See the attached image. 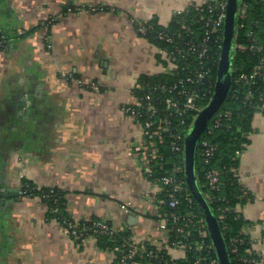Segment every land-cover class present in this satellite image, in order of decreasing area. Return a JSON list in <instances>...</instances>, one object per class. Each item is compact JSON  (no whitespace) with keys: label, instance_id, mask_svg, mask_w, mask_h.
<instances>
[{"label":"crops","instance_id":"1","mask_svg":"<svg viewBox=\"0 0 264 264\" xmlns=\"http://www.w3.org/2000/svg\"><path fill=\"white\" fill-rule=\"evenodd\" d=\"M201 1L0 0V264H117L116 249L93 234L77 241L49 218L39 196L23 193L26 180L61 190L76 222L106 221L133 245L183 256L162 227L142 126L122 108L142 76L166 70L138 25H166ZM247 137L236 174L251 198L237 210L264 264V101Z\"/></svg>","mask_w":264,"mask_h":264},{"label":"trees","instance_id":"2","mask_svg":"<svg viewBox=\"0 0 264 264\" xmlns=\"http://www.w3.org/2000/svg\"><path fill=\"white\" fill-rule=\"evenodd\" d=\"M242 1L247 4L246 17L242 19L237 17L231 91L221 107L210 119L207 129L199 139L196 149L195 170L198 186L220 225L231 264H257L258 257L254 253L249 252L251 244L243 233L246 220L237 210V206L249 200L251 195L242 185L236 174V169L239 165L238 153H241L248 141L247 136L251 131L254 114L264 101V0ZM214 14L215 12L210 10L208 4L199 3L189 6L180 14H174L166 25L160 24L159 20L154 17L141 23L147 29L145 33L138 30L141 36L168 51L176 50V48H187L188 42H193L197 45L204 43L208 47L206 56L202 59H198L196 55L189 56L188 58L176 55L171 57L170 60L171 63L178 65L177 70L142 76L139 79V82L145 83V86L152 88L159 85H164L165 88H170L174 85L178 86L173 92L156 89L152 93L155 106L159 110L153 118L168 117L171 121V131L163 133V141L158 144L162 158H157L150 162L152 174L148 175L154 180L171 171L174 166H179L182 168L180 176L183 178L186 189L187 184L183 170L184 140L197 115V110L188 109L183 115L177 116L171 114V110L166 108L165 101L170 96H176L182 102L185 101L186 94L178 93L182 89L198 93V97L194 98L193 101V105L198 108H203L210 102L213 88L209 86L210 84L214 85L216 81L222 44V41L217 39L219 33H213L208 40H205L208 30L206 20L210 16L214 17ZM183 25L189 26V30L183 28ZM159 32H164L172 37L173 41L167 42L159 39L157 36ZM2 36L4 35H0V40ZM4 39L6 41V37ZM6 45L7 41L0 49H4ZM200 61H203V66L199 64ZM165 66L167 68L169 65L165 64ZM255 70H258L259 74L253 80L239 79L241 74L249 75ZM200 72L205 73V76L198 80L196 79V75ZM188 77L192 78L194 82L187 81ZM181 80L183 81V87L179 83ZM147 117L148 115H146L144 110V115L140 120H145ZM172 134H176L179 137H173ZM203 140L216 146L208 161L202 155L204 146L201 143ZM174 147H180V149L175 150ZM156 162H158L157 165ZM160 164L163 165L161 169L158 166ZM211 169H216L220 173V185L215 188H212L210 181L207 179V172ZM187 192L190 193L189 189H187ZM187 192L183 191L177 194L179 202L176 207L171 208L167 203L162 204L161 207L162 216L167 220L168 227L172 229L169 233L170 247H173L172 245L175 241L181 238V234L176 231V228L184 224H187L185 226L187 239L194 245L191 249L185 250L183 256L176 259V262L177 264H192L197 257L207 260L217 259L214 248L208 249L207 246H204L198 250L195 246V243L200 241L201 238L198 236L199 226H193L192 222L203 217L194 198L192 195L188 197ZM23 193L39 196L48 206L49 218L55 219L58 222H62L63 220L72 221L77 223L79 228L86 227L88 231H86L85 236L89 234L95 235L97 243L101 248L116 249L117 264L121 256L118 249L126 250L133 245L131 235L126 230H119L111 235L94 232L90 229L92 221L76 222L71 219L66 211L63 192L58 188L38 187L26 180L23 182ZM162 197H165L164 192L162 193ZM189 198L192 199L191 202ZM190 211H195L196 216L188 218L187 213ZM172 213L179 215V218L174 220L171 217ZM103 222L110 225L106 221ZM234 238H239L241 241L233 244L232 239ZM204 240L206 244L212 245L209 234ZM234 247L237 249L236 252L232 251ZM149 252L151 253L150 255L148 254ZM171 257L172 255L168 249L158 250L152 245H146L145 250L139 248L130 260V264L137 261L150 264H166L171 261ZM253 259L256 261L251 262Z\"/></svg>","mask_w":264,"mask_h":264},{"label":"built area","instance_id":"3","mask_svg":"<svg viewBox=\"0 0 264 264\" xmlns=\"http://www.w3.org/2000/svg\"><path fill=\"white\" fill-rule=\"evenodd\" d=\"M227 2L228 0H202L200 4H208L210 7L211 11H214V17L210 16L206 20V26L208 27L207 30V35L205 37V40H208L213 33H219V36L217 39H220L222 41L223 39V27H224V22L226 19V12H227ZM97 7H94L96 9ZM188 8V7H187ZM187 8H184L182 10L177 11L175 14H180L184 12ZM246 8L247 4L240 0L239 6H238V12H237V17L238 18H244L246 17ZM183 28H186L189 30V26L183 25ZM138 30L140 32H146V27L143 26L142 24L139 25ZM221 34V35H220ZM158 38L161 40H165L167 42H172L173 38L165 34L164 32H159L158 33ZM180 36V35H179ZM5 37L2 36L0 40V47H3V44H5ZM187 48H176V50L173 51H168L164 48H161L167 55V57L171 58L176 55H181L183 58H188L189 56L196 55L198 59H202L203 57L206 56V53L208 51V47L206 44L202 43L200 45H197L195 43H187ZM222 45V44H221ZM199 64L203 66V61H200ZM178 65L171 63L167 68L166 72H173L177 70ZM259 74L258 70H255L251 74H241L239 79L242 80H253L257 75ZM205 73L200 72L196 75V79L200 80L204 78ZM187 81L194 82V80L190 77L187 78ZM181 84V87L184 85L182 84L183 81H179ZM177 85H174L170 88H165L164 85H159L154 88L150 86H145V83L143 84L142 82L137 81L134 88H133V95H134V101L131 104H126L123 106L122 110L126 112L128 115L137 118L142 126L143 130V135H144V142L143 146L139 150V154L142 155L144 162L146 163L148 174H152V168L150 165V162L152 160H156L157 158H162V155L159 151L158 144L163 141V133L164 132H170V124L171 121L169 120L168 117L164 118H153L155 114L159 112L158 108L155 106L154 102V97L152 96V93L156 89H164L168 90L169 92H173L175 89H177ZM211 88H213L214 92V87L215 83L210 84ZM143 92V94L141 93ZM178 93L180 94H186V100L181 101L179 97L176 96H170L166 99V108L168 110H171V114H175L177 116L183 115L186 110L188 109H193L197 110L198 112L202 108H198L193 105L194 98L198 97V93L195 91H190V90H180ZM144 110L146 115H148L147 119L145 120H140L141 117L144 115ZM173 137L178 138L179 136L176 134H172ZM204 146V150L202 152V155L205 157L206 161H208L209 156H211L216 149V146L212 145L208 141L203 140L201 143ZM175 150H179L180 147H174ZM240 155V153H238ZM158 162H156V165ZM159 168H163V165L160 164L158 165ZM184 170V169H183ZM182 172V168L179 166H174L171 171L166 172L164 175L157 177L154 179L155 183L158 184L164 192V196L160 200H158L159 204H165L167 203L169 207L174 208L178 204V199H177V194L185 191L187 192V189L184 185L183 178L180 176V173ZM219 171L216 169H211L207 172V179L210 181V184L212 188L218 187L220 185V180H219ZM23 191V190H22ZM191 193L187 192V196L189 197ZM167 198V199H166ZM192 199L189 198V201L191 202ZM193 210V209H192ZM159 216L163 218L162 213H159ZM188 218H192L195 215V211H190L187 213ZM171 217L176 220L179 218V215L172 213ZM162 227L163 229L170 233L172 230L171 228L168 227V223L166 219H163ZM193 226H199L198 227V236L201 238L200 241H197L195 243V246L197 247L198 250L203 248L204 246H207L208 249L213 248L212 245L206 244L205 242V237L208 235L207 227L204 222L203 218H198L195 222H192ZM61 226L63 229L75 240L80 241L84 238L86 231H88V228L83 227L79 228L78 224L72 221H67L63 220L61 222ZM185 226L187 224H184L178 228H176V231L179 232L181 235L177 241L172 245L174 249H178L182 252H184L187 249H191L194 245H192L191 242L188 241L187 239V232L185 230ZM94 232H102L106 234H114L115 232L119 231L118 229L113 228L111 225L106 224L103 221H92V227L90 228ZM89 229V230H90ZM233 244L241 241L239 238H234L232 239ZM139 248L146 249V245L144 244L143 246H137V245H132L130 248L125 249H118L119 252L121 253V256L119 258L118 264H130V260L133 258V256L136 254V252L139 250ZM236 247L232 249L233 252H236ZM250 253H253L251 250H249ZM149 255L151 254L150 252L148 253ZM176 259H178L175 256L171 257V261L167 262L166 264H177ZM256 260L253 259L251 262H255ZM192 264H219L218 260L211 259L207 260L202 257H197L195 261Z\"/></svg>","mask_w":264,"mask_h":264},{"label":"water","instance_id":"4","mask_svg":"<svg viewBox=\"0 0 264 264\" xmlns=\"http://www.w3.org/2000/svg\"><path fill=\"white\" fill-rule=\"evenodd\" d=\"M239 2L240 0H228L227 2L214 92L210 102L194 118L192 126L188 130L184 140V175L186 184L202 214L219 264H231V260L220 225L198 186L195 170L196 149L201 135L208 127L210 119L218 111L231 91L235 48L234 39ZM15 195H17V192Z\"/></svg>","mask_w":264,"mask_h":264},{"label":"rangeland","instance_id":"5","mask_svg":"<svg viewBox=\"0 0 264 264\" xmlns=\"http://www.w3.org/2000/svg\"><path fill=\"white\" fill-rule=\"evenodd\" d=\"M158 51H159V54L161 55L163 61L165 62L166 65H170L171 64V60L169 57H167L166 53L158 46ZM165 66V65H164ZM166 67V66H165ZM165 69V68H164ZM162 70L160 71L161 72H164L165 70ZM175 256V255H174Z\"/></svg>","mask_w":264,"mask_h":264}]
</instances>
